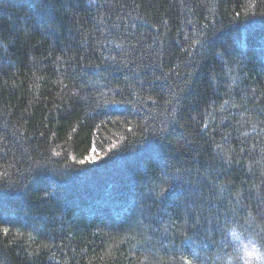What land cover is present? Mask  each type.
Wrapping results in <instances>:
<instances>
[{
	"label": "trees",
	"instance_id": "obj_1",
	"mask_svg": "<svg viewBox=\"0 0 264 264\" xmlns=\"http://www.w3.org/2000/svg\"><path fill=\"white\" fill-rule=\"evenodd\" d=\"M233 224L264 244V0H0V264H222Z\"/></svg>",
	"mask_w": 264,
	"mask_h": 264
},
{
	"label": "clouds",
	"instance_id": "obj_2",
	"mask_svg": "<svg viewBox=\"0 0 264 264\" xmlns=\"http://www.w3.org/2000/svg\"><path fill=\"white\" fill-rule=\"evenodd\" d=\"M230 250L223 256L222 264H264V244L254 235L233 224L225 230Z\"/></svg>",
	"mask_w": 264,
	"mask_h": 264
},
{
	"label": "snow or ice",
	"instance_id": "obj_3",
	"mask_svg": "<svg viewBox=\"0 0 264 264\" xmlns=\"http://www.w3.org/2000/svg\"><path fill=\"white\" fill-rule=\"evenodd\" d=\"M91 159H93V160H94V159H95V157L93 156V157H91ZM81 163H83V161H81ZM5 231H6V230H5Z\"/></svg>",
	"mask_w": 264,
	"mask_h": 264
}]
</instances>
